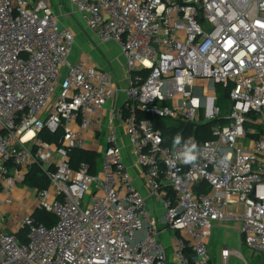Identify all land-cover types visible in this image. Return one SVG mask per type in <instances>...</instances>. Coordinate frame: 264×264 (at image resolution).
<instances>
[{"label": "built area", "instance_id": "2783aa9c", "mask_svg": "<svg viewBox=\"0 0 264 264\" xmlns=\"http://www.w3.org/2000/svg\"><path fill=\"white\" fill-rule=\"evenodd\" d=\"M68 1L120 48L127 82L71 59L76 35L49 0H0V264H167L164 229L177 264H212L213 229L227 220L242 221L251 260L264 264V0ZM121 91L105 145L88 141ZM155 120L215 123L186 164L195 137L166 145ZM75 148L100 154L96 173L72 166ZM35 165L45 189L25 184ZM203 183L209 193L197 192ZM38 209L57 223H37ZM236 254L248 264L228 246L223 264Z\"/></svg>", "mask_w": 264, "mask_h": 264}, {"label": "trees", "instance_id": "16d2710c", "mask_svg": "<svg viewBox=\"0 0 264 264\" xmlns=\"http://www.w3.org/2000/svg\"><path fill=\"white\" fill-rule=\"evenodd\" d=\"M219 91H221L219 96L218 104L223 108L224 111L228 110V92L223 91L220 86H218ZM156 126L159 127L163 132L164 143L166 145L172 146L174 144V137L179 134L182 139L180 143H186L189 137L194 136L196 140V145L200 146L204 141L212 138L211 126L215 122L197 125L194 127L193 124L178 123L172 120H155ZM40 136L49 142L60 143L61 132H51L48 129H44ZM100 154L95 150L90 149H80L75 148L70 150L71 164L73 167H77L80 163L86 162L91 167V172L96 173L97 171V161L99 160ZM25 184L29 186H36L39 189H45L49 186V178L42 171L41 167L35 165L32 167L25 179ZM204 191L209 193L210 188L207 184L203 183L197 188V192ZM33 217L36 219L37 223L44 224L46 227H53L57 223V216L45 209H38ZM27 231L21 232V239L26 241L25 234ZM191 255V251L189 252ZM262 258H258L256 262L252 264H261ZM254 261V260H250Z\"/></svg>", "mask_w": 264, "mask_h": 264}, {"label": "rangeland", "instance_id": "374dc122", "mask_svg": "<svg viewBox=\"0 0 264 264\" xmlns=\"http://www.w3.org/2000/svg\"><path fill=\"white\" fill-rule=\"evenodd\" d=\"M86 34L88 36H91L95 42L97 41L94 35H90V33L88 32H86ZM85 44H86L85 35L83 33V35H80L76 38V47H74L73 55L71 59L79 56L78 53H76V51H78L81 48L83 49ZM89 53L92 56L96 57L99 61L104 63L103 64L104 67L112 72L115 80L117 79L115 76L117 77L119 76L117 71H119L121 68L124 69L125 67V65L123 64L124 58L121 54V50L115 44H103V46L97 50L94 49L89 50ZM116 81L118 82V79ZM118 86H120V88L122 87L121 81H119ZM118 94H122L121 96L124 97L122 91L119 92ZM108 117L109 116H106L105 120L103 121L101 128L102 131H107ZM98 141L100 144H102L101 138H99ZM230 209L232 210V212L236 214L244 213V207L242 204L232 206ZM240 225H241L240 221H233V220H227L225 222H219V223L216 222L215 227L213 229V236L209 244V253L212 257V264H223L221 258V249L224 244L229 245L230 248H233L237 252H239L246 259V261H248V264H252V262H256V261H250L251 252L249 251L245 243L242 241V237L239 232ZM167 231L163 232V236L167 235L168 233ZM229 264H245V262L243 258L239 257L236 254L230 257Z\"/></svg>", "mask_w": 264, "mask_h": 264}, {"label": "crops", "instance_id": "0c3cea01", "mask_svg": "<svg viewBox=\"0 0 264 264\" xmlns=\"http://www.w3.org/2000/svg\"><path fill=\"white\" fill-rule=\"evenodd\" d=\"M50 3L52 4L55 13L57 14L60 23L64 26V27H68L70 29H72L76 35V38L80 35H85V46L82 49H79L78 51H76V53H78V55L80 57H83L85 59H87L90 63H93L95 65H97L98 67L105 69L106 71L110 72L112 74L111 71H109L107 68L104 67V63L99 61L96 57L92 56L89 53V50L94 49L97 50L99 48H101L103 46V44H101L97 38V36H95L94 34H92L86 24V22L83 20V18L81 17V14L69 3L68 0H49ZM86 32L90 33V35H94V37H96L97 41L95 42L91 36H88L86 34ZM90 37V38H89ZM76 47V45H75ZM88 48V49H86ZM124 64V62H123ZM118 73V77L115 76L118 79V83L119 81H121L122 87L125 86L126 82H127V72L126 69L124 67L121 68L119 71H117ZM125 73V75H124ZM116 79V80H117ZM122 94H118L116 97V100L113 102H109L106 106V108L103 110V112L101 113L102 117L100 119V121L92 128L90 129L87 133H86V139L88 141H91V139H93V134H95V137H99L102 140V146L105 145V137L107 134V131L109 129V124H110V114H111V110L113 106H119L121 105V102L124 100L125 96L123 94L124 97L121 96ZM108 117V121H107V131H102V124L103 121L105 120V117ZM119 132L123 134V130L121 129V127L118 128ZM98 138V140H99ZM99 142V141H98ZM90 145V144H89ZM161 205H158V208H160ZM157 214L163 218V210L160 209L159 212H157ZM233 221H240V228H239V232L241 234L242 237V241H243V235L241 233V228H242V221L241 220H233ZM225 222V221H223ZM219 223V222H218ZM164 231H167L166 229H164ZM163 231V232H164ZM170 231V230H169ZM167 231V235L163 236V232L161 235L162 238V242L166 247V251H167V258H168V263L167 264H177L176 258H175V251H174V247H173V242L171 240L172 238V232ZM229 245L224 244L222 246V249L224 247H226ZM230 248V247H229ZM221 249V250H222ZM212 258V257H211Z\"/></svg>", "mask_w": 264, "mask_h": 264}, {"label": "clouds", "instance_id": "9594fccd", "mask_svg": "<svg viewBox=\"0 0 264 264\" xmlns=\"http://www.w3.org/2000/svg\"><path fill=\"white\" fill-rule=\"evenodd\" d=\"M174 144H179L182 137L177 134L174 138ZM197 145L195 142H191L190 146L186 145L185 146V151H184V156H183V161L186 164H194L197 161Z\"/></svg>", "mask_w": 264, "mask_h": 264}]
</instances>
